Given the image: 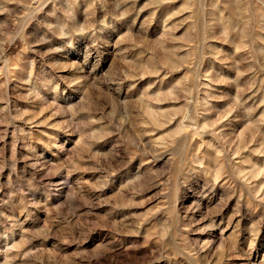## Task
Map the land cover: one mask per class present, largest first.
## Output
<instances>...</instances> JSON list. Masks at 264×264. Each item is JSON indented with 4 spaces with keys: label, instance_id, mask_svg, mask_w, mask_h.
Here are the masks:
<instances>
[{
    "label": "rangeland",
    "instance_id": "1",
    "mask_svg": "<svg viewBox=\"0 0 264 264\" xmlns=\"http://www.w3.org/2000/svg\"><path fill=\"white\" fill-rule=\"evenodd\" d=\"M0 264H264V0H0Z\"/></svg>",
    "mask_w": 264,
    "mask_h": 264
}]
</instances>
